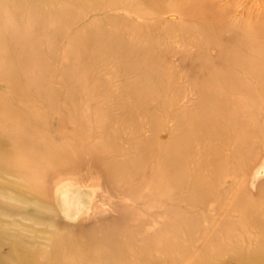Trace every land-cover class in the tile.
<instances>
[{"label":"bare ground","instance_id":"6f19581e","mask_svg":"<svg viewBox=\"0 0 264 264\" xmlns=\"http://www.w3.org/2000/svg\"><path fill=\"white\" fill-rule=\"evenodd\" d=\"M213 5V0H0V136L12 141L17 155L7 168L19 172L24 192L33 201H50L55 184L63 189L68 185L62 180L73 179L63 169L87 160L98 169L89 185L133 199L143 188L160 207L152 220L133 209L119 220L99 219L73 233L54 234L55 261L47 264H264V184L255 195L242 184L264 147V18L247 26L230 23ZM89 11L100 14L73 30ZM161 13L176 24L159 23ZM173 35L181 46L190 45L201 96L187 122L175 111L171 139L162 142L156 136L167 112ZM213 45L214 59L208 56ZM122 72L136 76L109 87ZM58 81L61 86L54 85ZM60 88L69 114L61 117L74 131L55 140L56 133L43 125L46 116L53 117L44 107L58 109ZM111 107L122 114L114 118ZM6 151L0 145V166L8 164ZM228 176L232 181L223 187ZM172 186L177 190L170 198L164 190ZM166 200L169 207L162 205ZM181 202L188 208L180 212ZM125 220L130 229L123 227ZM60 242L81 249L82 262L59 261L70 250ZM35 258L15 240L5 263L38 264Z\"/></svg>","mask_w":264,"mask_h":264},{"label":"rangeland","instance_id":"374dc122","mask_svg":"<svg viewBox=\"0 0 264 264\" xmlns=\"http://www.w3.org/2000/svg\"><path fill=\"white\" fill-rule=\"evenodd\" d=\"M213 1L214 5L211 8L213 11H217L218 15L224 21H228L230 23L240 22V25L247 26L249 23L252 24L257 17H262V19L264 18V0ZM113 9L115 10V8ZM114 10H112L111 13H113ZM99 12L100 11L86 12L79 23L73 28V30H77V27L81 28L85 26L86 23H89L92 19L96 18L100 14ZM106 12H109V9H107ZM157 19L159 20V23L176 24L174 19L166 15V13L163 15L161 13L160 18ZM125 36L128 37L127 31H125L124 37ZM170 39L171 38H168V40ZM172 40L173 43H171V46L173 47V50L168 54L167 57L169 62L167 61L166 63L167 65L170 63L171 68V78L168 82L170 85V90H166L164 93L165 99H167V104L164 105V109L167 110L165 113L166 118L165 116H161L160 113L157 114L158 117H163L164 119L162 125L163 119L160 118L161 129H159L156 136L157 141L159 140L162 142H168L171 139L172 130L175 128V121L172 118L175 111H178L181 121L187 122L188 117L194 113L195 107L201 96L200 92L198 91V84H201L202 79L200 77V73H196V69L199 68L198 64H192L193 59L188 56V52L189 54L191 53L189 48L190 45L186 47L181 46L180 40L174 35L172 36ZM184 47L185 49L188 48L186 50L187 54L186 56L181 57L180 50L184 49ZM174 51H177V53ZM208 56L214 59L215 45L212 47L210 46ZM56 66L61 67L59 63L56 64ZM106 67L111 68L109 64ZM103 72L104 71L99 72L98 75H102V77H104L105 74ZM135 76L136 72H132L130 74H125L122 72L117 76L116 79L111 78V84H108V86L114 87L121 85L124 80L127 81ZM52 78L57 80V75L53 74ZM54 85L61 86V83L58 81V83ZM0 88L3 89L4 86L0 84ZM3 92L4 95H7L8 97L11 96L10 91L8 92L6 90ZM61 94L62 88L59 89L56 96L57 104L59 105L58 109H52L49 106L52 109L50 110L49 108L44 107V112L45 110H48V112L52 114L53 117L49 118V116H46V120L43 125L46 126L48 130L54 131L56 133L54 138L55 140H59L62 134H66L68 132L69 135L74 131V128L70 126V122L62 118L68 117L69 114L67 112L68 110L61 106V104L64 102ZM15 106H17L16 103ZM41 110H43L42 107ZM111 112L114 113V118H118L119 113L122 114V110L116 107H111ZM140 118L141 121H143L144 130L141 131V134L144 135L145 130H148L147 127L145 128L144 126L146 123L145 115H141ZM159 134L161 136H159ZM0 145H3L4 148H6L7 151L3 154V157L8 161L7 165L0 166V185L2 186V183H4V186L0 188V264H7V262L5 263V259L11 254L12 242L15 240L19 241L26 250L35 252L36 258L34 259V263L37 262L38 264H47L51 260L55 261V257H53L54 250L52 241L54 234L59 233L62 235L64 232L73 233L77 227L91 226L92 224L98 222L99 219L119 220L126 214L129 215V213H134L135 211H133V209L138 210L143 215L146 214L144 216L151 220L156 215V213H160V207L157 206V203H155L156 198L149 190L143 188L137 189L136 193L139 196L136 199H133L130 196L126 197V195L119 194L118 191L104 189L103 186L89 185V179L92 175L91 173L97 172L98 169H95L96 167L87 160L80 164L75 162L73 165L66 166L63 169V171L66 169L67 173L69 174L68 176H71L73 179L65 178V180H62L63 185H68L63 189H58L59 185L55 184V187L51 192L53 195L51 196L50 201H33L32 198L24 192L25 185L22 184L23 179L19 172L7 168L10 165L11 159L17 155L10 149V146L12 145L11 139L0 136ZM227 151L228 148H224L223 157H225L224 153ZM226 158H230L228 153ZM198 160L199 157L196 158V161ZM151 161L154 162V156L152 157ZM261 167L262 169L260 171L258 170L256 173V169H260ZM89 169L91 170L89 171ZM231 181L232 178L228 176L224 179L222 186H228ZM242 181V184H245L247 190L252 195L256 194L260 184H264V147L259 150L257 157L251 161V164L247 168ZM8 183L17 185L11 186L8 185ZM172 188L174 187H170L169 191L164 190L165 193H168L170 198L174 197L177 190L175 188L173 190ZM236 188L237 187H234L235 190ZM68 195H71V198H73L71 201L68 200ZM170 203V201L166 200L162 205L169 207L171 205ZM179 208L181 212L184 208H188V204L181 202L179 203ZM174 209L175 207L173 204L172 210L177 212L178 209ZM195 210L197 211L198 208ZM66 211L68 213H66ZM212 214L213 216H216L214 213ZM130 224L131 223L128 220L122 222L123 227L127 229L132 227ZM60 247H69L70 250H65L63 255H61L62 259L58 258L59 261L62 260L65 263H67L68 260H70V262L73 261L76 263L82 262L81 259L84 253L81 249L75 250L65 242H60ZM216 262L217 261H215L214 264H217ZM18 264L29 263H23L19 261ZM108 264H110V261ZM227 264H235V261L228 260Z\"/></svg>","mask_w":264,"mask_h":264}]
</instances>
